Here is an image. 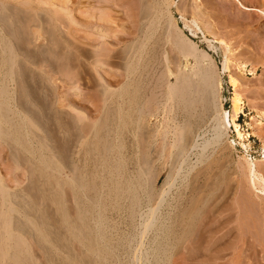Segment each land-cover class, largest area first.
<instances>
[{
  "label": "rangeland",
  "instance_id": "374dc122",
  "mask_svg": "<svg viewBox=\"0 0 264 264\" xmlns=\"http://www.w3.org/2000/svg\"><path fill=\"white\" fill-rule=\"evenodd\" d=\"M238 1L241 5L235 0H171L174 6L161 12L160 0H0V31L8 35L16 53L11 73L8 70L3 81L9 98L8 111L14 113L11 118L16 123H22L21 135L34 149L38 146L53 158L63 179L82 176L88 186L95 185L92 189L100 184L92 178L103 173L96 161L105 157L102 145L110 140L111 145L120 146L115 152L119 158L122 156L121 172L132 179L140 178V210L145 214L148 208L157 206L155 225L146 232L143 242L139 237V216L131 223L127 212L105 213L109 237L113 239L112 263L192 264L191 246L197 239L195 244L201 253L207 245L218 250L216 253L221 252L218 264H238L246 258L254 262L248 264H264V197L252 190L244 174L248 159L264 170V17L243 9L264 12V0ZM192 20L199 24L200 32ZM176 28L195 44L198 52L209 56L210 59L200 57L205 66L201 60L198 63L178 50L173 41ZM137 41H141L142 57L139 62L134 61V72L128 74L120 65ZM96 52L100 56H95ZM224 58H228V71L223 72ZM208 64V72L213 70L217 80L213 90L208 94L202 91L197 79L186 85L189 89L179 88V94L170 97L168 87L175 84L176 75H190L192 67L206 68ZM241 65L245 66L243 70ZM252 67L254 73L249 72ZM230 77L236 79L235 89L229 83ZM122 86L129 92L117 101ZM234 90L243 105L234 121L241 138L232 125L216 145L215 115L218 106L231 115ZM115 109L123 113L130 110L132 117V123L118 131L111 118ZM96 137L100 139L98 144L93 143ZM87 141H91L92 154L83 148ZM186 145L193 149L187 151L184 159L177 157L178 150ZM200 152L204 157H200ZM25 155L20 147L0 135V180L5 191L23 197L33 208V215L44 212L48 219L56 216L41 192L43 181L35 175L34 166H28ZM161 191L165 194L162 201ZM202 199L207 201L197 236L174 243L169 232L175 229V215ZM65 204L68 208L73 206L68 198ZM135 255H140V259L134 261L131 256ZM31 257L34 263H45L39 249H33Z\"/></svg>",
  "mask_w": 264,
  "mask_h": 264
},
{
  "label": "bare ground",
  "instance_id": "6f19581e",
  "mask_svg": "<svg viewBox=\"0 0 264 264\" xmlns=\"http://www.w3.org/2000/svg\"><path fill=\"white\" fill-rule=\"evenodd\" d=\"M235 1L237 3L239 2L238 0H235ZM45 3H46V1H45ZM49 3H50V1H49ZM49 3L47 1L48 5H49ZM239 5H241L240 2H239ZM170 6H174V2L171 3V0H160L161 12H163L162 11L163 9H165L167 11V9ZM207 9L209 10V8H207ZM243 9H246L247 11L248 10L256 11L264 17V12L261 10L248 9V8H243ZM54 11L56 12V10H54ZM219 13H221V12H219ZM105 15H106V13H105ZM198 15L201 16L199 13H197V16ZM59 17H60V15H59ZM88 17H90V16H87V19H88ZM92 18H93V16H92ZM108 18H109V16H108ZM200 18H202V17H200ZM202 19H204V18H202ZM58 20H60V19H58ZM107 21H109V19ZM171 21H173V20H171ZM191 22H192L191 24H194L195 29L200 32V29L198 27L199 24H197L195 20L194 21L192 20ZM73 23H75V22H73ZM86 23H87V20H86ZM65 24H66V22H65ZM76 24L78 25V23H76ZM16 26H17V24H16ZM62 26L65 27L64 24ZM185 28H187V27H185ZM107 29H108V27H107ZM189 29L192 32L193 28H192V30H191V28H189ZM66 30H67V28H66ZM177 30L173 31V33L176 32ZM202 31H203V29H202ZM206 31L204 30V32H206ZM193 33H194V30H193ZM207 34L208 33H206V35ZM170 35H171V37L173 36L171 33H170ZM202 35H203V33H202ZM166 36L169 37V35H166ZM7 37H8V35H5L0 31V70L2 69V71L0 72V75L3 76L0 79L1 80L0 81V135L2 134L3 136H5V138L9 142H12L16 146L20 147L21 150L26 155H28L27 156L28 157V159H27L28 160V166L29 167L34 166L35 175L43 181V187H42L41 192L44 195L46 202L49 205L53 206L57 215L56 216H50L49 219H48V217H46V214H44V212H42L41 214H38V215H36V214L33 215L32 214L33 208L31 209L30 204L28 202H26L25 200H23L22 199L23 197H21L17 194H13V195L11 193L8 194L7 191H5V189H4L5 186L3 187L1 180H0V264H39V263H34L32 261L31 251L33 249L34 250L39 249V251L42 252L43 259H44L45 263H41V264H115V263H112L113 248L114 247H112L111 242L113 241V239L111 240V238L109 237V233H111V231L108 227L109 225L106 222L105 213L107 211L109 212V210L114 211L115 213H119L120 211L127 212V221L131 222V223H132V221L134 222V219H136L139 216L141 219V223L139 224V227H138L139 228V237H140L141 242H143L142 239L144 238L146 232L151 227H153L155 225L154 224V221H155L154 216H155V213L157 210V208H156L157 206L155 208H148V211L145 214L140 210V207H141L140 202L141 201L137 195L138 190H139L140 178L135 176L136 178L132 179L129 174H128L129 177L127 175H125L126 172H124L125 174L123 172H121L123 162L121 161L120 158H122V156H120V158H119L116 155V152H117L116 149L120 148V146L115 147L116 146L115 143H114L115 146L111 145L110 143H112V142L109 143L110 140L107 143H105L104 145H102L104 153H105V157L104 158L102 157V159H100L99 161H96L98 163V165L101 167V168L100 167L99 168L103 172V173L101 172L102 174L99 175V178H98V175H95V177L92 178L93 182L95 181V178L98 179L96 181L100 182L97 189L96 188L92 189L91 188L92 185L88 186L89 184L87 185V182L83 181L82 176L80 177L79 175L78 176L74 175L73 177L66 179V180L63 179L62 178L63 173L60 171L61 169L59 170L56 163L53 161V158L50 156H47V154L45 155L44 154L45 152L43 153L42 150L38 149L39 148L38 146L36 149H34L35 147L28 143L27 138L23 137L21 135L22 123H18V122L16 123V121L13 118H11L14 116V113L11 111H8L9 98L7 96V93H6L7 92L6 86H4L5 81H3V80L5 79V76L7 75L8 70L12 67V63H14L13 61H14V57H15L16 53H15L14 47L12 46V43L9 41V39ZM166 39H167V37H166ZM79 41H81V40H79ZM119 41H121V40H119ZM173 41L176 44V46L179 48L178 50H180L182 53H184L185 57L191 56L196 62L201 60L200 57H202V59L203 58L210 59L209 56L205 52H203V51L198 52L197 48H195V44L188 37L183 35L181 30H178ZM140 43H141V41H139V43L137 41V46L136 47L134 46L135 48L133 50L130 49L129 50L130 53L127 54L126 57L124 56L125 57L123 60L124 62L121 60V63L122 62L123 63H122V65H120L121 66L120 69L127 70L128 74H131L134 72V69H135L134 61L139 62L138 60L140 59V57H142L141 56L142 54L140 53V50H139ZM218 43H220V42H218ZM83 44H85V42H83ZM85 45L89 46V44H85ZM172 46H173V44H172ZM174 47H175V45H174ZM74 48L76 50H78V49L82 50L79 46H75ZM86 52L88 53V51H86ZM95 54H96L95 56H100L98 52H96ZM227 59L228 58H224V60H223L224 61L222 64L223 72L228 69ZM203 61L201 60V62H203ZM101 62H103V61H101ZM204 63L205 62H203V64H202L203 66H205ZM207 63L208 62H206V64ZM208 66H209V64L207 65L206 68H203V67H199V65H196V67H194V68L192 67L193 69L191 68V70H193V71L189 72L190 75L188 73H187L188 75L183 74V76L180 75L179 77L176 75L177 76V77L175 76L176 79L173 80L175 82V84L168 87V89H169L168 93H169L170 97L173 99L175 94H179V92H178L179 88L184 90V86L188 85V83L193 81V80L197 81V79H198L199 85L201 86L202 91H204L208 94L211 90H213V88L216 86L217 80L215 81V78L212 74L213 70L210 69L211 73L208 72V69H207ZM185 67H186V65H185ZM244 68H245V66L241 65V69L243 70ZM171 71H172V69H171ZM9 72H10V70H9ZM66 72H68V71H66ZM249 72L254 73L255 68L252 67L249 70ZM232 77H230L229 83L235 89V87H236L235 80L236 79L232 78ZM121 80H122V78H121ZM139 83H141V82H139ZM189 85H192V84L190 83ZM186 88L189 89L187 86H186ZM162 91H163V89H162ZM128 92L129 91L124 90V88L122 86L119 89V92L117 95V101H121L122 99H124V95L127 96ZM184 95H186V94H184ZM239 95L234 90L233 97L231 98V115H230V112H227L224 109H221L220 106H218V113H217V115H215V117L217 118V119L215 118V120L217 121L216 122L217 126L215 128V136L213 135L214 136L213 142L216 145L218 142H220V139L222 138V136L226 135L225 134L226 130L228 128H231L232 125L234 126V129L238 133L239 138H241V134L238 132L237 126L234 124L235 119L238 118V116L242 112V108H243L242 99L240 98ZM194 98H195V96H194ZM130 101H132V99L129 98V102ZM119 107H121V106H119ZM171 109H172V107H171ZM128 111H130V110H127L124 113L121 112L120 110H116L115 113L112 112L113 114L111 115V118L114 119V122L112 124L117 129V131L120 130V127L128 126L130 123H132V117ZM153 111H154V109H153ZM109 114H110V112H109ZM211 118H214V117H211ZM167 120H170V118ZM103 124H105V123H103ZM109 124L111 126V122ZM133 126H134V124H133ZM112 129H114V128H112ZM123 129H125V128H123ZM130 129H131V127H130ZM113 131L116 132L115 130H113ZM155 132H157V131H155ZM25 133H26V130L24 131V134ZM213 133H214V131H213ZM188 138L189 137L186 135L187 140H188ZM107 140H108V138H107ZM99 141H100V139L97 138L96 142H93V143L98 144ZM177 141H178V139H177ZM89 142H91V141H87V142L83 143V145L85 146L83 148L86 150V152L91 153V151H93V150L90 149ZM205 142H206V140H205ZM205 144L206 143H204V145ZM29 145H31V146H29ZM91 145H93V144H91ZM166 145L164 147H166ZM196 145H198V144H196ZM206 146H204V147H206ZM242 146L243 145H241V147ZM42 147H43V145H42ZM191 147H192L191 145H189V146L186 145L182 149L178 150L177 157L184 159V156H187V155H185V154H187V151L189 152V151H191L190 149H193V147L192 148ZM204 147H202V149H204ZM87 148H89V149L87 150ZM245 148L246 147L244 146L243 149H245ZM97 149L98 148H96V150ZM202 151H204V150H201V152ZM261 151H262L261 161L264 162V147ZM98 152H100V151H98ZM201 152H200V157H204L203 153H201ZM88 155H90V154H88ZM94 156L96 157V155H94ZM94 158L92 156V159H93L92 162L95 163ZM95 160H96V158H95ZM207 162H208V160H207ZM246 163H247V165L245 166L246 167V169H245L246 173H244V174H246V177H247L246 179L248 181L247 183L252 187V190H255L257 194L264 197V170L261 168H258V166L255 165L254 160L248 159ZM87 164L89 167L90 164L89 163H87ZM94 165H97V164H94ZM180 165H179V168H180ZM88 167H87V169H88ZM163 167L165 168V166H163ZM90 168H92V167H90ZM179 168H177V169L179 170ZM91 173H92V171H91ZM218 176H221V175H218ZM64 177H65V175H64ZM90 177H93V176H90ZM244 177H245V175H244ZM223 178H224V176H223ZM85 180H86V178H85ZM220 182L221 181H219L217 184H220ZM41 183H40V185H41ZM93 186H95V185H93ZM168 186H170V185H168ZM141 187H142V185H141ZM88 188H91V189H88ZM87 190H89V192H87V197H85L84 193ZM167 190H166V192H167ZM162 194H164V192L161 191V194L159 196V200L162 199ZM19 198L21 200H19ZM36 198H37V196H36ZM65 198H68L69 201L71 200L72 205H73L71 208L66 207ZM161 201H159V202H161ZM206 201H207V199H202L201 201H196V204H194L191 208L182 209V210H179L177 212V214L175 215L176 216L175 229L172 232L171 231L169 232V236L175 238L174 243H179V242L183 241L187 236L193 237V238L195 236H197V230L199 227L198 222L200 220L202 210H203L204 205L206 204ZM246 205H247V203H246ZM47 207H48V205H47ZM242 212H243V210H242ZM52 215H53V213H52ZM46 221H49V222H46ZM240 224H242V223H240ZM241 229L242 228H240V230ZM250 229H252V228H250ZM257 232L259 233V230H257ZM17 235L19 237H17ZM202 237L204 239V236H202ZM196 240H194L193 242L196 243ZM141 242H140V245H141ZM195 243H193L191 246L192 255L190 256V262L192 264H218L217 261H219V258H220L218 256V254H220L221 252L216 253V252H218V250L210 249L209 247H211V246L207 245V243H204L203 246H205V244H206L207 247L201 253L199 247ZM255 243H257V242H255ZM60 253H63L64 256H61ZM165 255H166V253H165ZM238 257H239V255H238ZM131 258L134 261H137L140 259V255L139 256L135 255L133 257L131 256ZM228 262H229V260H228ZM229 263L233 264L234 262L230 261ZM236 263L248 264V263H254V262L252 260H249L248 258H246L243 261L236 262Z\"/></svg>",
  "mask_w": 264,
  "mask_h": 264
}]
</instances>
